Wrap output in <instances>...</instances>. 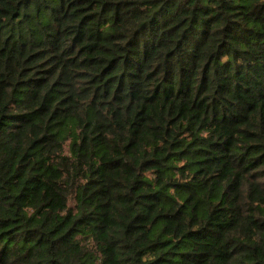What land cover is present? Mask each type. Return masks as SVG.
Here are the masks:
<instances>
[{"label":"trees","instance_id":"obj_1","mask_svg":"<svg viewBox=\"0 0 264 264\" xmlns=\"http://www.w3.org/2000/svg\"><path fill=\"white\" fill-rule=\"evenodd\" d=\"M0 264H264V0H0Z\"/></svg>","mask_w":264,"mask_h":264}]
</instances>
